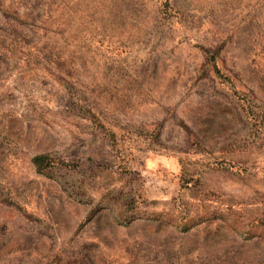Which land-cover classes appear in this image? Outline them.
I'll list each match as a JSON object with an SVG mask.
<instances>
[{
    "label": "rangeland",
    "instance_id": "374dc122",
    "mask_svg": "<svg viewBox=\"0 0 264 264\" xmlns=\"http://www.w3.org/2000/svg\"><path fill=\"white\" fill-rule=\"evenodd\" d=\"M231 77L264 104V0H0V264H264Z\"/></svg>",
    "mask_w": 264,
    "mask_h": 264
},
{
    "label": "trees",
    "instance_id": "16d2710c",
    "mask_svg": "<svg viewBox=\"0 0 264 264\" xmlns=\"http://www.w3.org/2000/svg\"><path fill=\"white\" fill-rule=\"evenodd\" d=\"M216 54L217 52L208 50L206 65L211 68L219 77H224V75L226 74L222 73L218 65V58ZM205 74H207V72L203 71L201 76H204ZM231 79L233 80L232 77ZM229 90L234 97L233 101L235 102L239 114H241V116L244 117L245 121L248 122L252 132L258 134L264 133V104L259 102L256 96L253 94L252 90L240 87L234 80L233 85ZM185 128L190 136L196 139V145L199 147V144H201V140L189 126H185ZM31 161L36 171L42 174H49L56 167H64L66 170H70L71 172H76L79 168L77 164L70 162L62 157L56 156L52 152L37 153L33 155ZM219 164L225 165V168H230L233 166V161L223 158L219 162ZM183 179L186 180L187 177L184 176ZM62 184L70 194L76 193L75 189H70L69 185L67 186L66 183ZM134 202L135 200H128V198L125 199L124 203L122 204V210L116 215L117 222L128 224L132 221V217L128 216L134 214ZM97 212L98 210L96 208L91 209L88 214L87 220H91V218L94 217Z\"/></svg>",
    "mask_w": 264,
    "mask_h": 264
}]
</instances>
